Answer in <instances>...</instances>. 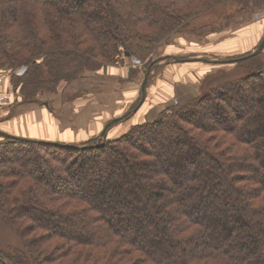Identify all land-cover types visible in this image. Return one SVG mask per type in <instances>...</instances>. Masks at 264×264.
<instances>
[{
    "label": "trees",
    "instance_id": "obj_1",
    "mask_svg": "<svg viewBox=\"0 0 264 264\" xmlns=\"http://www.w3.org/2000/svg\"><path fill=\"white\" fill-rule=\"evenodd\" d=\"M232 1L0 0V70L27 68L6 89L41 102L121 55L145 61L149 82L173 60L158 52ZM205 28L190 33L214 29ZM261 52L234 63L189 58L216 68L198 94L116 139L108 131L139 113L142 93L97 139L0 141V219L20 239L0 244V264H264ZM248 62L236 77L221 67Z\"/></svg>",
    "mask_w": 264,
    "mask_h": 264
},
{
    "label": "rangeland",
    "instance_id": "obj_2",
    "mask_svg": "<svg viewBox=\"0 0 264 264\" xmlns=\"http://www.w3.org/2000/svg\"><path fill=\"white\" fill-rule=\"evenodd\" d=\"M233 16H232V15ZM206 27V32H209L207 28H214L209 32V34L205 35H192L190 32L193 30V28L200 29L202 27ZM186 32H189L185 35H183V38H188L190 40L189 42V49L186 53L179 52V54H174L177 58H192V57H199V58H210V59H231V58H237L246 54L253 53L256 48L259 46V44L264 39V0H233L232 2H227L225 4L219 5L217 7H214V9L207 11L203 13L200 18L195 20L193 23H191L189 26H187L184 29ZM259 30L260 34L257 37V40L253 43L252 46H246L244 44H238V40H248L252 37H249L248 35H251L252 32H256ZM234 32V33H233ZM233 34H236L233 35ZM182 37V36H181ZM176 38L175 40H177ZM192 41V42H191ZM200 44H203L202 47ZM247 44V43H246ZM165 51V52H164ZM166 51H171L172 53L179 51L178 48L167 46L165 49L161 52H158L153 58H159L164 55H166ZM174 60V58H173ZM256 61L264 64V48L261 52V54L258 55V57L255 59ZM175 61V60H174ZM168 61H161L158 64V67L153 70L152 76L147 84V89L150 87L153 88V92L150 95V97H146V101L143 105V107L140 109L139 113H135L134 117H131L127 120L121 121L118 124L114 125L110 128L108 131L107 138L108 140H113L128 130L130 126L135 122L140 121H149L153 120L156 117L152 116L149 120H142V116L144 115V108L149 107V109L153 106L154 108H163L167 107L169 105L173 104H179L184 102L186 99L190 98L189 96H196L199 92V87L201 85V82L203 80L202 77H204V74L211 73L213 70H215L212 67L208 66L207 64L201 63L198 65L195 63L194 67H197L194 69V72L196 73V70L198 67H204L203 71L195 75L197 77V81L193 82L191 86H189L190 77L186 75L188 70L184 69L181 71H175L173 74H169V71L164 70L165 67L168 65ZM145 61H142L140 58L136 56L126 57L122 56L118 58V61L114 64V66L118 67L117 69L122 70V73H127L129 71V75L120 74V77H126L128 81H133L135 77L138 75V80L135 81L136 85V94L137 96L134 99H128L127 97H124L123 94H126L125 92L117 91L116 87L119 86V83L117 81L114 82H106L104 86L106 88H101L104 90H100V84L96 83L94 86L90 83V80H93V77H99L100 75L98 73H102V70H100L98 73H90V75L83 81V79H79L75 81L74 83H70L68 87L64 89V91H67V93H64L63 89H61L56 94L46 93L43 95H40V105L44 104H50L51 106L56 105V103H52V99H58L61 97L64 102V105L66 107H72L73 111L81 112V119L79 118L78 124L81 123V126L78 125L74 129V126L72 128L67 130V133L62 134L64 138L68 141H60L62 143H68V144H80L86 141H91L90 139H97L102 132L105 129L106 124L108 121L113 119L114 117L130 114L129 112H132L134 103L139 100L141 97V85L143 82V78L145 76V69H144ZM113 66V65H112ZM251 66V63H245V64H232V65H223L221 66L223 69L230 71L231 70V77H236L240 75H244L247 73V69ZM133 68H136L137 72L132 73ZM199 68V69H200ZM213 68V69H212ZM4 70V71H3ZM27 68L20 67L15 69V73L13 71H10L9 68H2L0 72H2L6 76V88L8 89L13 88L12 86H15V76L16 77H23ZM13 72V73H12ZM166 73L169 75V77L175 79L177 78V81H171L169 79L168 81L164 80V76ZM103 74V73H102ZM203 76H202V75ZM92 76V77H90ZM188 79V80H187ZM96 80V79H95ZM18 81V80H17ZM131 86V85H130ZM175 86V87H173ZM193 86H196L192 88ZM99 90H96L97 88ZM161 87H164L167 89L168 93L173 92V94L177 95L173 99V97L169 98L168 94H164V92L161 89ZM248 86H244V88H247ZM160 88V89H159ZM192 88V89H191ZM128 93L132 92L131 88H128ZM195 93V94H194ZM244 93H247L246 90H244ZM20 93H14V97L12 98L13 101L10 99L8 101L11 102L8 104V106L12 105L15 100H19L18 96ZM192 94V95H191ZM187 95V96H186ZM187 97V98H186ZM186 98V99H185ZM131 100H134L133 102H129ZM163 101V102H161ZM13 102V103H12ZM154 102V103H150ZM165 102V103H164ZM5 104V105H7ZM38 105V104H37ZM4 106V105H3ZM2 107V106H0ZM7 107V106H6ZM11 109V108H10ZM66 109V108H63ZM9 110V109H8ZM105 113L107 114L108 119L106 118L102 122H96L95 118L100 119L102 116L97 115V113ZM154 112V110H153ZM4 116V113L1 114ZM10 115V114H8ZM158 115V114H157ZM154 117V118H153ZM3 119H0L2 121ZM73 132L70 136V132ZM51 140V139H47ZM52 141H59V140H52ZM258 223V225H257ZM261 223L259 222H252L253 227L257 228ZM11 230H9L4 223L0 219V244L2 246H7L8 244H17L20 242V239L15 236Z\"/></svg>",
    "mask_w": 264,
    "mask_h": 264
},
{
    "label": "crops",
    "instance_id": "obj_3",
    "mask_svg": "<svg viewBox=\"0 0 264 264\" xmlns=\"http://www.w3.org/2000/svg\"><path fill=\"white\" fill-rule=\"evenodd\" d=\"M259 34H260L259 30H257L256 32H252L251 35H248L249 37H252L251 39H248V40L247 39L246 40L237 39L239 46H240V44H244L248 47L252 46L253 43L257 40V37ZM233 35L236 36V34H233ZM189 42H190V40L188 38L179 37L173 45H170L171 47L178 48L179 51H176L174 53H172L171 51H166V55L173 57V56H176L174 54H179V52L186 53L190 47ZM200 45L202 47L203 44H200ZM181 59H184V58H181ZM195 63L200 65L202 62L173 61L172 60L168 63V65L165 67L164 70L169 71L168 72L169 74H172V73L174 74L175 71H181L184 69L190 71L186 75H188L190 77V80L187 82H189V86H191L193 82L198 80L197 77H195V75L202 72L203 68H204V67H201V68L198 67V69L196 70V73H195L194 69L197 68V67H194ZM117 68L118 67H116L114 65L109 66L106 69V71L102 70L103 74L99 73V75H100L99 77H97V78L93 77L92 78L93 80H90L91 81L90 83L92 84V86H94L96 83H99L100 87H98V88H100V90H102L101 88H106L104 86V84L106 82L117 81L119 83V86L116 87V90L120 91V93H121V91L125 92L126 94H123L124 97H127L128 99H134L137 96V94L135 92L136 91L135 81L138 80L137 79L138 75H137V77H135V79L133 81H128L126 77H120L122 74L126 75L127 73H122L121 72L122 70H120V69L118 70ZM127 75H129V71H128ZM88 76H89V74L86 75V77H88ZM90 77H92V76H90ZM87 79H86V83H87ZM163 79L168 81V83H169V79L171 81H174V82L178 80L177 78H175V79H173L172 77L170 78L167 73ZM173 87H175V86H173ZM194 87H196V86H193L192 88H194ZM98 88L96 90H99ZM128 88L132 89L131 93H128L129 92ZM160 90H162L164 92V94H166V95L168 94L169 98L173 97V99H174L175 96H177V95L173 94V92L168 93L167 89L164 87H161ZM102 91L104 92V90H102ZM152 92H153L152 87L147 89L148 97H150ZM64 93H67V91H64ZM13 94L14 93H12V96H13ZM12 96H11V98H12ZM189 97H192V96H189ZM56 100H57L56 98L52 99V103L57 102V106L56 105L51 106L49 103L44 104V105H40L39 102H37V103H21L19 100H15L14 103L12 102L13 103L12 105L8 106V104L11 103V102H9L7 105L0 107V119H3L2 121H0V129L3 131H6L8 133L14 134V135H20V136L34 138V139H41V140L51 139V140H59V141H68V140H66V138H64L62 136V134H65V132L67 133V130L69 128L71 129L72 126H74V129L76 126L78 127V125L81 126V123L78 124L77 121H79L78 117H80V119H81L82 114H81V112L73 111L72 109H74V108H72V107H66V105H64V102H66V101L63 100L61 97L58 99V101H56ZM133 101L134 100H131L129 102H133ZM161 102H163V101H161ZM150 103H154V102H150ZM155 105H153L150 109H149V107L144 108L145 111H144V115L141 118L142 120H146V119L149 120L150 117H152V116L156 117L157 116V114L159 113V111L161 109V108H159V109H157V108L159 106H161V104H159L157 106V108H154ZM63 108H66V109H63ZM153 110H154V112H153ZM2 112L4 113V116L1 115ZM8 114H10V115H8ZM97 115L102 116L100 119L95 118V121L97 123L102 122L103 120H105L106 118L108 119V117H109V116H107L106 112L105 113L104 112L103 113H97L96 116ZM111 120H113V119H111ZM71 134H73L72 131L70 132V136H71ZM4 138L5 137L0 135V141H2Z\"/></svg>",
    "mask_w": 264,
    "mask_h": 264
},
{
    "label": "water",
    "instance_id": "obj_4",
    "mask_svg": "<svg viewBox=\"0 0 264 264\" xmlns=\"http://www.w3.org/2000/svg\"><path fill=\"white\" fill-rule=\"evenodd\" d=\"M264 48V39L263 41L259 44V46L256 48V50L253 53L247 54V55H243L241 57H237V58H231V59H223V60H216L213 62H217V63H234V62H239L241 60H244L246 58L252 57L257 55L258 53H260ZM127 55H129V53H126ZM175 61H194V60H199L198 58L196 59H189V58H184V59H178L177 57H174ZM200 60H204V61H209L207 59H200ZM147 84H148V73L145 75L143 83H142V87H141V91H142V99L140 101V103L138 104V106L135 108V111L139 109V107L144 103L146 97H147ZM116 119H113L111 122H114ZM107 128V127H106ZM106 134V129H104V131L102 132V136H105ZM0 135L3 137H7V138H11V139H15V140H23V141H40L37 139H32L29 137H24V136H20V135H14L11 133H8L6 131H3L0 129Z\"/></svg>",
    "mask_w": 264,
    "mask_h": 264
},
{
    "label": "built area",
    "instance_id": "obj_5",
    "mask_svg": "<svg viewBox=\"0 0 264 264\" xmlns=\"http://www.w3.org/2000/svg\"><path fill=\"white\" fill-rule=\"evenodd\" d=\"M6 76L0 72V106L5 105L11 99L12 93L6 89Z\"/></svg>",
    "mask_w": 264,
    "mask_h": 264
}]
</instances>
